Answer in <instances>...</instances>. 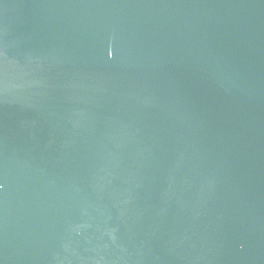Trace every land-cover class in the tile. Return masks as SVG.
I'll return each mask as SVG.
<instances>
[{"label": "water", "instance_id": "95a60500", "mask_svg": "<svg viewBox=\"0 0 264 264\" xmlns=\"http://www.w3.org/2000/svg\"><path fill=\"white\" fill-rule=\"evenodd\" d=\"M0 264H264V0H0Z\"/></svg>", "mask_w": 264, "mask_h": 264}]
</instances>
